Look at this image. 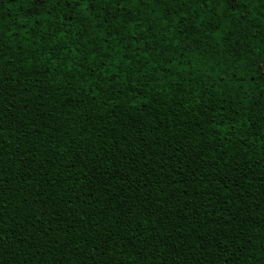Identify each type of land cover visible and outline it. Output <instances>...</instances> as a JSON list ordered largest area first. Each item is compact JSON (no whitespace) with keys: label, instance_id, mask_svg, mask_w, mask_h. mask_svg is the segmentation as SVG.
<instances>
[{"label":"trees","instance_id":"16d2710c","mask_svg":"<svg viewBox=\"0 0 264 264\" xmlns=\"http://www.w3.org/2000/svg\"><path fill=\"white\" fill-rule=\"evenodd\" d=\"M0 264H264V0H0Z\"/></svg>","mask_w":264,"mask_h":264}]
</instances>
